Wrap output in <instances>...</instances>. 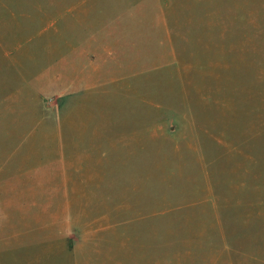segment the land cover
<instances>
[{
  "label": "rangeland",
  "instance_id": "rangeland-1",
  "mask_svg": "<svg viewBox=\"0 0 264 264\" xmlns=\"http://www.w3.org/2000/svg\"><path fill=\"white\" fill-rule=\"evenodd\" d=\"M0 264H264V0H0Z\"/></svg>",
  "mask_w": 264,
  "mask_h": 264
}]
</instances>
